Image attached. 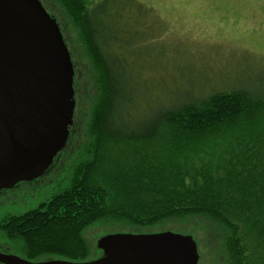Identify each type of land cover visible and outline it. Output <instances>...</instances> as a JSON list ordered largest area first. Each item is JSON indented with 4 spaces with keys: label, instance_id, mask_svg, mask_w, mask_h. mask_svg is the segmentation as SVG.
I'll list each match as a JSON object with an SVG mask.
<instances>
[{
    "label": "trees",
    "instance_id": "obj_1",
    "mask_svg": "<svg viewBox=\"0 0 264 264\" xmlns=\"http://www.w3.org/2000/svg\"><path fill=\"white\" fill-rule=\"evenodd\" d=\"M41 2L60 24L75 71L81 60L92 78L86 156L67 166L54 191L35 205L0 216V242L31 261L84 262L101 253L87 235L94 227L140 230L205 216L224 230L216 264H264V91L194 95L136 133L122 122L125 96L114 49L147 36L138 34L141 22L134 25L132 17L145 12L142 5Z\"/></svg>",
    "mask_w": 264,
    "mask_h": 264
},
{
    "label": "rangeland",
    "instance_id": "obj_2",
    "mask_svg": "<svg viewBox=\"0 0 264 264\" xmlns=\"http://www.w3.org/2000/svg\"><path fill=\"white\" fill-rule=\"evenodd\" d=\"M137 3L145 12L132 16L137 19L134 25L141 22L136 31L147 36L132 46L114 49L119 57L116 72L121 76L117 86L125 96L121 118L132 131L147 130L165 111L190 101L194 95L200 99L234 88L264 91V0H137ZM65 29L66 40L71 43L73 34L66 24ZM82 63L76 62V108L68 145L37 183L29 187L20 184L0 195V216L29 202L32 191L42 193L44 187L43 195L53 192L67 166L86 156L82 135L90 112L93 82ZM213 221L205 216H191L149 229L107 231L94 227L87 235L95 247L101 237L112 233L169 231L191 235L198 244L199 264H216L223 254L218 244L224 230ZM11 253L16 254L12 250ZM95 254H99L97 248Z\"/></svg>",
    "mask_w": 264,
    "mask_h": 264
},
{
    "label": "water",
    "instance_id": "obj_3",
    "mask_svg": "<svg viewBox=\"0 0 264 264\" xmlns=\"http://www.w3.org/2000/svg\"><path fill=\"white\" fill-rule=\"evenodd\" d=\"M75 69L58 20L41 0H0V190L42 177L65 149L76 108ZM98 258L31 261L0 251L1 264H199L193 236L112 233Z\"/></svg>",
    "mask_w": 264,
    "mask_h": 264
},
{
    "label": "flooded vegetation",
    "instance_id": "obj_4",
    "mask_svg": "<svg viewBox=\"0 0 264 264\" xmlns=\"http://www.w3.org/2000/svg\"><path fill=\"white\" fill-rule=\"evenodd\" d=\"M55 164V159H54V162L53 164L50 166V168L46 171V173L42 176V177H45V175L49 172V170L53 167V165ZM40 177V179L42 178ZM39 180V178L37 179H34L32 181H22V182H19L15 185V187L11 188V189H2L0 190V195L6 193V192H10L12 190H14L17 186H19L20 184H25L27 185V187L31 186L32 184H35L37 183ZM37 185V184H36ZM24 189H28V188H24ZM43 191H45V188L43 187ZM43 191L41 193L40 190H37V191H32L33 193H31L30 196H28V199L30 200L29 202H23L21 203L20 205L21 206H18L16 207V210L18 209H22V210H26L30 207H32L33 205H35L40 199H42L44 197L43 195ZM0 251L2 252H7V253H11V249H9V247L5 246V244H3L2 242H0ZM103 254V251L101 250V253L100 255Z\"/></svg>",
    "mask_w": 264,
    "mask_h": 264
}]
</instances>
